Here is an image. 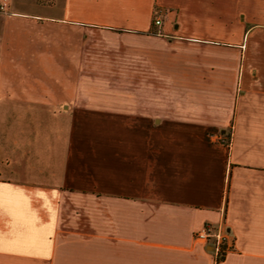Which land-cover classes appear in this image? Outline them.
I'll return each instance as SVG.
<instances>
[{
  "label": "crops",
  "instance_id": "0c3cea01",
  "mask_svg": "<svg viewBox=\"0 0 264 264\" xmlns=\"http://www.w3.org/2000/svg\"><path fill=\"white\" fill-rule=\"evenodd\" d=\"M7 4L0 264H264V0Z\"/></svg>",
  "mask_w": 264,
  "mask_h": 264
},
{
  "label": "built area",
  "instance_id": "2783aa9c",
  "mask_svg": "<svg viewBox=\"0 0 264 264\" xmlns=\"http://www.w3.org/2000/svg\"><path fill=\"white\" fill-rule=\"evenodd\" d=\"M7 5V0H5L0 9L5 10ZM161 22L162 21L158 18L155 20V24L157 26H159ZM195 239L211 246L218 260L223 258L227 252L232 250V244H230L229 235L226 229L222 226L206 224L199 232L195 234Z\"/></svg>",
  "mask_w": 264,
  "mask_h": 264
}]
</instances>
